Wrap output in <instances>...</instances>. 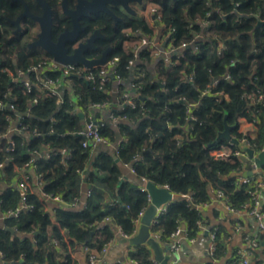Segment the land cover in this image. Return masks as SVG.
<instances>
[{
  "label": "trees",
  "instance_id": "16d2710c",
  "mask_svg": "<svg viewBox=\"0 0 264 264\" xmlns=\"http://www.w3.org/2000/svg\"><path fill=\"white\" fill-rule=\"evenodd\" d=\"M156 3L162 21L173 28L174 46H187L173 53L170 60L160 58L154 73L142 64L135 67L136 75L139 74L135 81L139 95L133 96L136 107L127 105L118 113L132 121L120 125L126 141L118 158L132 166L135 181L120 182L119 162L115 156L101 153L87 180L103 187L108 196L94 190L84 208L69 209L58 204L48 210L49 201L55 196L70 206L79 201L80 181L90 159L91 145H83L80 131L84 123L68 94L59 103V95L43 92L42 84L33 85L28 91L22 81L11 80V72H27L30 66L52 55L46 50L40 53V49L27 48L20 35L14 34L12 20L22 10L21 1L0 0V98L15 107L0 108V185L11 184L14 178L18 179L17 168L27 172L31 165L41 181L39 191H27L26 207H22L23 194L18 186L0 190L2 211L8 214L19 210L18 215H8L0 228V264H75L72 250L80 247L89 248L88 255H101L105 244L114 237L110 222L122 233H135L137 221L150 203L148 192L140 187L141 179L167 185L174 193L191 194L190 200L169 203L153 224L152 229L161 232L163 238L176 232L182 222H186L188 236L196 235L202 215L193 204L210 203L219 190L235 208L251 201L258 173H250L251 179L242 182L245 164L240 157L215 159L209 155L202 161L201 156L228 143L226 138L217 139L226 124L232 126L233 137L239 141L246 138L256 153L264 150V0ZM203 21L209 22L206 31L211 34H206ZM128 28L146 35L154 32L142 18L130 19L124 25L125 30ZM125 30L117 32L109 53V59L119 56L115 74L123 79L130 77V61L136 58L124 47L129 40ZM219 41L226 46L221 54ZM140 54L142 59L152 60L148 49ZM45 73L61 84L70 81L78 93L79 105L86 110L111 100L110 79L101 84L100 78L93 82L80 75L64 77L51 70ZM30 74L36 81L37 74ZM240 116L254 122L255 135L239 131ZM99 131L110 140L115 139V131L107 124L99 123ZM240 145L234 142L230 147L240 150ZM44 147L53 149V154L35 158L34 154ZM208 162L210 168L205 167ZM247 167L251 170L250 164ZM261 192L264 194V188ZM216 242L215 255H219L223 250L220 231ZM151 253V248L142 244L131 255L136 264H155ZM231 264H241L237 254Z\"/></svg>",
  "mask_w": 264,
  "mask_h": 264
},
{
  "label": "crops",
  "instance_id": "0c3cea01",
  "mask_svg": "<svg viewBox=\"0 0 264 264\" xmlns=\"http://www.w3.org/2000/svg\"><path fill=\"white\" fill-rule=\"evenodd\" d=\"M154 2V1H153ZM140 17V14H139ZM161 27H157L150 39L156 44L161 53L154 56V59L148 61L146 58L142 59L141 51L146 49V47L140 46L136 53L138 54L137 62L138 64L144 65L152 73L155 72V63L164 57V50L167 49L168 37L163 33ZM148 36V35H147ZM155 60V61H154ZM154 61V62H153ZM25 79H29L35 82V85L39 83L35 81L31 74H28ZM134 80L131 78L123 80H113L112 88H110L111 100L106 105L95 107L91 106L88 110L81 107L78 103V93L71 85L70 81L63 83L61 85L62 95L60 100L63 102L65 95L68 94L69 99L74 104V111L80 115L85 124V121L89 117H94L101 124H107L115 131V139L111 140L109 144L103 143H91L90 159L87 163L86 170L83 173V180L80 181V199L77 203L71 204L74 209L84 208L87 204L88 196L92 193V188L90 186H95L96 184L90 183L87 178L90 173L94 172L96 169L94 161L97 156L101 153H107L118 158V151L122 144L125 143L126 137L121 133L120 125L123 124L122 121H130L128 118H122L119 114L121 110L125 108L128 104V99L133 98L137 95L134 88ZM95 112L92 111V109ZM119 113V114H118ZM17 124V120L13 124ZM15 124V125H16ZM238 128L239 131L246 135H255L257 127L249 120L246 116H240L238 118ZM29 137V133H27ZM54 152L50 147H44L41 151L34 154L35 158L46 157L49 158ZM208 155H202L201 160L209 159V155H212V151H208ZM119 159V158H118ZM248 163L244 161V170L241 175H250L252 172L264 175V166L259 168L256 161L248 156ZM247 164H250L251 170H248ZM121 169L120 182L123 181H135V173L132 170L131 165L123 164L121 161L118 163ZM210 168L211 165L208 162L205 166ZM28 174L31 178L32 187L39 191V186L41 184L40 177L36 174L34 168L28 169ZM18 179L14 178L11 184L2 182L0 185V190H4L10 186H18ZM97 186V185H96ZM142 185L140 184V187ZM19 187V186H18ZM99 187V186H98ZM101 187V186H100ZM20 188V187H19ZM105 190L103 187L101 188ZM22 194L23 190L20 188ZM106 191V190H105ZM264 196V194H263ZM84 197H86L84 199ZM264 201V198H263ZM55 204L54 201H49L48 210H52ZM1 208V205H0ZM201 211L202 220L200 222V228L196 235L190 237L186 234V222H182L181 229L182 232L179 235H171L168 238H163L161 232L152 230L151 235L155 236L161 243L162 247L167 249L164 253L165 256H169L168 264H231V260L235 257L236 252L246 251V255L249 264H264V228L260 225V220L250 214L243 212H234L227 208L224 202L219 200L217 197L214 198L210 203H204L199 205ZM2 211V210H1ZM3 220L5 221L6 212L2 211ZM139 222H137V229L134 234L137 233L139 229ZM114 229V237L108 243V249L106 252L102 253L99 259L93 264H136V261L132 258V251L137 248V245L131 244L130 237H126L122 234V231L116 224H112ZM2 228V226L0 227ZM214 230L220 231V236L223 242V250L219 255H215V249L217 246L216 240L211 235ZM142 245V244H140ZM145 245V244H144ZM177 245L176 248L174 246ZM148 246V245H147ZM152 250V249H151ZM87 253L84 247H80L74 251L73 259L75 264H85L88 259ZM152 259H155L154 253H151Z\"/></svg>",
  "mask_w": 264,
  "mask_h": 264
},
{
  "label": "built area",
  "instance_id": "2783aa9c",
  "mask_svg": "<svg viewBox=\"0 0 264 264\" xmlns=\"http://www.w3.org/2000/svg\"><path fill=\"white\" fill-rule=\"evenodd\" d=\"M155 11H157L156 16L155 14L153 16H151L152 20L148 21L146 19L145 16H143L142 14H140V18L147 20L150 24L151 27L154 28V30L157 27H161L162 30H164L165 34L168 37V43H167V49H165L164 52V57L167 58V60H170L171 56L173 53L180 51L183 47L187 46V43H182L180 45V47H175L173 44V28L171 26H167L163 21H162V13L160 11V8L158 6V8H155ZM204 23V27H205V32L206 34H211L212 32L210 31H206V29L209 26V22L208 21H203ZM153 25V26H152ZM132 31V29L128 28L125 31ZM127 35V34H126ZM130 35V34H128ZM199 35V34H198ZM137 36H141L142 38H144L143 40V45L146 47V49H149L154 51L157 50L158 47L156 46V44L154 42H152V39H150V36L143 34L141 31L137 32L136 31V35H134V37ZM199 36H202L201 34ZM130 39V37H129ZM133 39V38H132ZM135 39V38H134ZM142 45V46H143ZM140 47V46H139ZM138 47V48H139ZM225 44H223L221 41H219V53L221 54L223 49H225ZM138 48H134L131 49L130 51H132L135 54V59H132L130 61V65L129 67H131V75L129 78H131V80H134V88L138 94V90H137V85L135 83L136 78L138 77L139 74L136 75L135 73V67L137 66V60L138 59V54L136 53V50ZM126 49V48H125ZM160 49V48H159ZM127 50V49H126ZM161 53V51L158 52V54ZM119 56H115L113 59H109L107 63L102 64V65H95L93 67H86L82 64H75V63H69V64H65V63H60L58 61H56L53 57L48 58V59H44L43 61H41L38 64L32 65L28 68L27 72L25 71H19L17 74L14 73H10L11 74V80L12 81H17L20 80L24 83V85L26 86V88L28 89V91L32 90V86L35 85L31 80L29 79H25L27 77L28 74L34 72L35 74H37V82L39 83L37 86H41L40 84H42V87H40L43 92H50V93H55L59 95V103H62V101L60 100V96L62 95V89H61V81L59 79H54L51 78L49 76L46 75V70H51V71H58L61 72V74L64 77H68L71 75H80L82 77H84L87 80L90 81H95L96 78H100L101 80V84H103L104 82H106L107 80H123V78H121L119 75L115 74V66L117 64V62L119 61ZM45 90V91H44ZM139 95V94H138ZM35 102H37V99L34 100ZM107 103H98L95 104L93 106L95 107H100L103 105H106ZM128 104L132 107H136V102L134 101L133 98H129L128 99ZM4 106H8L11 109H14V105L9 101L8 103H5L1 98H0V108L4 107ZM121 116V115H120ZM122 118L124 116H121ZM125 118V117H124ZM19 125L22 128H26V126L22 123H19ZM80 134L84 137L83 140V145L84 146H89L91 145V143H103V144H109L111 142L110 138L105 137L103 135L100 134L99 131V122L96 120V118L94 117H89L86 119L85 124H84V128L80 131ZM234 143L233 141H229L226 144H222L219 148H213L210 151H212V155L215 159H231L233 156H237L240 157L243 161H245L243 159V157H246L248 159V153L245 152L243 150L244 146H248L251 148L250 143H248V140L246 138H243L241 141H239V143L241 144L240 146V150H232L230 145ZM255 155H257V153L255 152ZM254 159V158H252ZM255 160V159H254ZM31 163V161H30ZM257 165V164H256ZM3 166V164H0V167ZM132 167V166H131ZM30 168H34V165H31ZM18 172H19V176H18V186L23 190V197H22V207H26V205H24V202L26 200V194L27 191L32 189V191L34 190L32 187V182L30 180V176L27 172H24L23 169H19L17 168ZM133 170V168H132ZM134 171V170H133ZM251 178L249 177V175H244L240 177V180L242 182H248ZM144 181H147L146 179H142ZM255 189L251 192L252 193V199L250 202L246 203L242 208H235L233 206H231L228 203V200L226 198V195L224 193V191L219 190L216 194H217V198L219 200H221L222 202L225 203V205L227 206V208L231 211L234 212H243L246 214H250L253 215L255 217H257L260 220L261 223V227L264 228V201H263V194L261 192V190L264 188V175L262 174H258L257 177V182L255 185ZM164 187H167V185H164ZM142 189L146 190V188L142 185L141 186ZM169 189V188H168ZM147 191V190H146ZM149 195V200L151 201V197L150 194ZM191 195V194H190ZM191 199V196H190ZM53 201L54 202H64L62 200L61 197L59 196H55L53 197ZM169 204H163L160 207H158L157 209V213L155 215V217L153 218L152 221V226L153 224H155L156 222H158L159 217L166 212L167 208H168ZM198 206V205H197ZM199 207V206H198ZM146 210V209H145ZM144 211H142L141 216L144 214ZM18 215L19 214V210L17 211H10V213H6V217L8 215ZM5 217V218H6ZM140 218L138 219V221H140ZM137 221V222H138ZM152 229V228H151ZM153 230V229H152ZM151 230V231H152ZM213 231V230H212ZM182 232L181 227L174 232L172 235H179ZM216 233L217 230H214L213 232H211L212 237L214 238V240H216ZM124 236L129 237L131 235L122 233ZM110 243V242H108ZM108 243L105 244V246L103 247L101 253L106 252V250L108 249ZM177 245L174 246V248H176ZM86 253L89 251V248L84 247ZM74 254V251L72 250V256ZM237 257L239 258V261L241 262V264H249L247 255H246V251H239L236 252ZM100 255L96 252H91L88 255V261L85 264H93L95 263L98 259H99ZM155 264H158L155 261Z\"/></svg>",
  "mask_w": 264,
  "mask_h": 264
},
{
  "label": "flooded vegetation",
  "instance_id": "af4514ba",
  "mask_svg": "<svg viewBox=\"0 0 264 264\" xmlns=\"http://www.w3.org/2000/svg\"><path fill=\"white\" fill-rule=\"evenodd\" d=\"M20 1L22 10L12 20V24L15 26L14 34L20 35L27 48L44 50L33 45L41 32L39 19L45 16L49 8L52 17V38L55 41H58L62 33L71 32L66 35L65 44L70 53L75 47L83 44L82 52L85 56L98 57L107 52L109 57L117 32L125 30L124 25L130 19L140 18L139 14L148 0ZM75 37L76 40L73 39ZM75 64H80V60L77 59Z\"/></svg>",
  "mask_w": 264,
  "mask_h": 264
},
{
  "label": "water",
  "instance_id": "95a60500",
  "mask_svg": "<svg viewBox=\"0 0 264 264\" xmlns=\"http://www.w3.org/2000/svg\"><path fill=\"white\" fill-rule=\"evenodd\" d=\"M39 20L41 22V32L39 33L38 40L34 42L33 46L42 47L44 50L50 53L56 61L60 63L69 64V63H76L78 59L80 60V64L86 67L102 65L108 62L109 57H108L107 52L103 53V55L98 56V57L97 56H89V57L85 56L82 52L83 47H84V46L82 47L83 44L82 45L80 44L79 47H75L73 52L70 53L68 47L65 44L67 40L66 35L70 34L71 32L62 33L59 36L58 41H55L52 38L51 9L48 8L46 10L45 16L41 17ZM73 39L76 40V37ZM89 42H90V39H89ZM92 111L95 112L94 109H92ZM122 122L126 124H132L127 120L122 121ZM231 128H232L231 125L226 124L225 130L219 133L217 139L219 140L220 138L223 137L229 141L231 140L235 143H239V140L231 135V132H230ZM217 141H215V143ZM243 150L248 153L249 157L255 159L257 166L259 168H262L264 166V150L257 153V155H255V150L248 146H244ZM243 159L245 161L248 160L246 157H243ZM116 161L120 162V159L117 158ZM139 183L146 188L147 192L150 194L151 201L149 205L147 206L144 214L140 218V222L138 226L139 229L137 233L130 237V242L131 244H134V245H140V244L148 245L152 249L154 253V257L159 262V264H168L169 256H165L164 254L167 249L163 248L160 241L155 236L151 235L152 221L157 213L158 207H160L163 204L167 205L175 200H190L191 195L174 193L170 191L167 187L158 186L148 180L144 181L141 179ZM90 187L92 188V190L102 192L106 196H108L104 190L98 188L97 186H90ZM85 198L86 197H84V199ZM58 204L65 206L69 209H74L70 207L68 204H66L65 202H58V203L55 202V204H53L52 206L55 207ZM193 206L194 208H198V206L195 204H193ZM110 223L113 224L112 222ZM2 227H4V225ZM8 229L13 231L14 233H17L15 232L16 230L13 228H8ZM21 263H24V261H21Z\"/></svg>",
  "mask_w": 264,
  "mask_h": 264
},
{
  "label": "rangeland",
  "instance_id": "374dc122",
  "mask_svg": "<svg viewBox=\"0 0 264 264\" xmlns=\"http://www.w3.org/2000/svg\"><path fill=\"white\" fill-rule=\"evenodd\" d=\"M153 1L154 0H148L146 2L147 4H146L144 10L140 12V14H142L143 16H145L148 21H151L152 20L151 16H153L154 14L156 16L157 11H155V8H158V6H159L156 2H153ZM125 32H126L127 35L130 34V35H128L130 37V39L129 40H126L124 42V47L127 50H131V49H134V48H138L139 46H142L143 45V41H144L143 39L144 38H142L141 36L134 37V35H136V32L135 31H128L127 30ZM163 33H165V32H163ZM38 51L40 53H42L41 50H38ZM159 51H160L159 48L157 50H154V51H152V50L149 51V55L152 57L151 58L152 60L154 59V56H156L158 54ZM1 210L2 209L0 208V226H3V225H5V222H4L3 218H2L3 217V213H2ZM4 264H17V263L16 262H10V261H8V262H5Z\"/></svg>",
  "mask_w": 264,
  "mask_h": 264
}]
</instances>
